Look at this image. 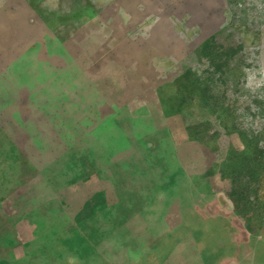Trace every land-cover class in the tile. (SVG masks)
I'll return each instance as SVG.
<instances>
[{"label":"rangeland","instance_id":"374dc122","mask_svg":"<svg viewBox=\"0 0 264 264\" xmlns=\"http://www.w3.org/2000/svg\"><path fill=\"white\" fill-rule=\"evenodd\" d=\"M106 1L121 56L0 49V264H211L264 235V0Z\"/></svg>","mask_w":264,"mask_h":264},{"label":"crops","instance_id":"0c3cea01","mask_svg":"<svg viewBox=\"0 0 264 264\" xmlns=\"http://www.w3.org/2000/svg\"><path fill=\"white\" fill-rule=\"evenodd\" d=\"M135 1L131 0L132 6ZM107 7L113 5L106 0H0L2 54L24 57L45 52L56 61L74 60L80 54L90 55L95 61L107 54L121 56L122 33L117 30L123 31L122 16L118 15L119 21H110ZM108 21L115 24L114 31L107 26ZM33 23L40 24L38 33ZM28 66V62L21 64L24 70ZM245 227L248 239H227L226 249L211 264H264V235L249 238L251 225L246 223Z\"/></svg>","mask_w":264,"mask_h":264}]
</instances>
